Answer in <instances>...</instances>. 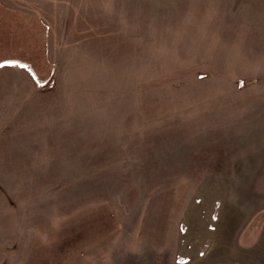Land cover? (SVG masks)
<instances>
[{
    "label": "rangeland",
    "instance_id": "rangeland-1",
    "mask_svg": "<svg viewBox=\"0 0 264 264\" xmlns=\"http://www.w3.org/2000/svg\"><path fill=\"white\" fill-rule=\"evenodd\" d=\"M0 264H264V0H0Z\"/></svg>",
    "mask_w": 264,
    "mask_h": 264
}]
</instances>
